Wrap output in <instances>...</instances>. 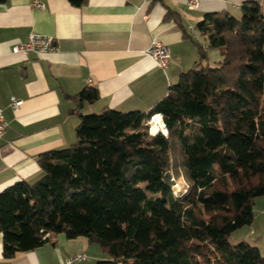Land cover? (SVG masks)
Listing matches in <instances>:
<instances>
[{
	"label": "trees",
	"instance_id": "trees-1",
	"mask_svg": "<svg viewBox=\"0 0 264 264\" xmlns=\"http://www.w3.org/2000/svg\"><path fill=\"white\" fill-rule=\"evenodd\" d=\"M194 29L198 59L147 112L77 113L75 142L39 156L42 177L0 192L4 259L63 234L98 245L108 259L95 264H264L229 244L264 197V6L205 14ZM215 49L221 60L206 64ZM70 98L81 107L98 92ZM153 116L166 136L149 134Z\"/></svg>",
	"mask_w": 264,
	"mask_h": 264
},
{
	"label": "crops",
	"instance_id": "crops-1",
	"mask_svg": "<svg viewBox=\"0 0 264 264\" xmlns=\"http://www.w3.org/2000/svg\"><path fill=\"white\" fill-rule=\"evenodd\" d=\"M195 1L194 8L189 0H87L80 8L68 0L0 2V109L7 125L0 142V192L42 177L39 156L75 142L77 113L147 112L162 99L197 60L188 34L192 36L190 29L205 14L237 15L250 2L264 6V0ZM36 3L44 8L37 9ZM31 34L51 37L56 51L13 55L12 48ZM153 39L169 49L165 70L146 55ZM90 88L98 92L93 104L79 107L70 98ZM12 97L23 101L16 111L9 106ZM231 238L257 248L264 257V197L253 202L251 224ZM76 253L88 258L77 264L105 259L84 238L67 240L63 234L4 259L0 234V264H66Z\"/></svg>",
	"mask_w": 264,
	"mask_h": 264
},
{
	"label": "built area",
	"instance_id": "built-area-1",
	"mask_svg": "<svg viewBox=\"0 0 264 264\" xmlns=\"http://www.w3.org/2000/svg\"><path fill=\"white\" fill-rule=\"evenodd\" d=\"M196 1L195 0H189L190 7L194 8L196 7ZM35 7L37 9H43L44 6L42 4L36 3ZM191 35L194 38V40L199 41L198 35L194 32V29H190ZM56 51V46L54 43V40L51 37H47L44 35H37V34H31L29 35L23 42L18 43L12 48L11 53L13 55H21L24 57H28L30 54H38V55H45L50 52ZM146 55L154 60L157 67L160 69H167L169 59H170V52L169 49L158 39H153L151 41L150 47L146 51ZM90 83V81H88ZM23 105V101L20 99H16L12 97L10 99V108L14 111L19 109ZM153 116L149 122H148V128H149V134L151 136H154L158 133L166 136V130L164 127V124L161 122L162 125L159 126L156 133H152L151 131V124L153 123ZM161 117V116H160ZM6 122L4 120L2 109H0V142L2 140V137L4 135L5 129H6ZM87 256L83 253H76L72 255L66 262V264H77L80 262L87 261Z\"/></svg>",
	"mask_w": 264,
	"mask_h": 264
},
{
	"label": "rangeland",
	"instance_id": "rangeland-1",
	"mask_svg": "<svg viewBox=\"0 0 264 264\" xmlns=\"http://www.w3.org/2000/svg\"><path fill=\"white\" fill-rule=\"evenodd\" d=\"M201 42H203V41L201 40L200 43ZM197 59H198V55H197ZM220 60H221V54H220L219 50L215 49V50L207 51V59L205 61L206 64L214 65L216 62H219ZM148 132H149V128H148ZM166 134H167V132H166ZM172 180H173V186H172L173 194L175 196H180V195L184 194L187 190V185H186V182L184 181V179L183 178H179V179L174 178ZM233 239L234 238H231L229 240V244L231 246H235L237 244V243H234ZM93 247L95 249H98L99 251H101V253L105 259H97V260L90 259L92 261V262L90 261L91 264H95L96 261L108 259V256L104 252H102V250L100 249V247L98 245L93 244Z\"/></svg>",
	"mask_w": 264,
	"mask_h": 264
},
{
	"label": "bare ground",
	"instance_id": "bare-ground-1",
	"mask_svg": "<svg viewBox=\"0 0 264 264\" xmlns=\"http://www.w3.org/2000/svg\"><path fill=\"white\" fill-rule=\"evenodd\" d=\"M160 125H162L161 117L160 116H155L153 118V123L151 124L152 133H156V131L158 130Z\"/></svg>",
	"mask_w": 264,
	"mask_h": 264
}]
</instances>
